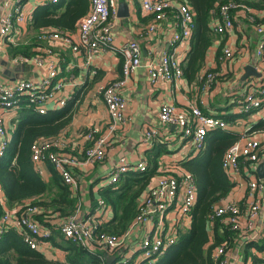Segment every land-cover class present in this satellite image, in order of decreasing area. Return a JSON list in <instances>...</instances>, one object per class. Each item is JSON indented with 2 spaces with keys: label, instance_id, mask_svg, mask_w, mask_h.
Masks as SVG:
<instances>
[{
  "label": "built area",
  "instance_id": "obj_1",
  "mask_svg": "<svg viewBox=\"0 0 264 264\" xmlns=\"http://www.w3.org/2000/svg\"><path fill=\"white\" fill-rule=\"evenodd\" d=\"M60 0H34V4L57 3ZM142 10L152 18L146 25L147 31L157 29L159 22L170 11L175 16L170 34V50L161 52L154 62L144 64L151 85L159 82L176 81L183 75V67L177 48L180 42H186L195 29L194 11L185 1L178 0H137ZM89 10L76 21L74 31L45 29L39 31L41 39H53L69 46L74 52L84 51L85 64H89L98 53L114 50L120 54L121 76L107 84L97 85V94L102 98L109 121L104 131L88 128L83 136L89 141L82 157L65 150L62 135L41 136L30 147V157L38 173L45 165L52 166L64 183L71 189L76 186L72 169L86 164H95L104 160L106 147L115 130L128 119L127 99L123 94L128 78L142 65L141 49L135 39L115 44L110 16L115 13L114 0H89ZM256 9L245 2L229 0L213 8L214 17L210 22L213 31L219 34L230 32L234 28L237 16L244 15L258 35L255 54L264 59V22H259ZM32 17V6L27 0H4L0 3V57L7 58L13 64H33L41 70L35 78L0 79V157L10 145L7 132V119L11 113L27 106L39 114L49 109H59L67 100L63 93L67 84L66 76L57 77L60 64L50 60L45 65L41 54L8 53L9 45L16 44L15 26L26 25ZM222 61L233 58L231 45L223 47ZM216 73L205 72L200 76L201 88L208 89L215 81ZM242 94L233 99L236 114H253L256 119H264V75L248 77L244 80ZM25 98V99H22ZM158 119L162 124L174 125L179 136L188 144L192 153L202 150L206 136L215 129L225 130L227 121L203 112L198 105L189 110L181 109L172 102H162L158 110ZM159 135V131L150 127L144 131L143 143L148 146ZM237 139L224 151L221 166L227 179L233 185L238 181L241 171H246L247 205L244 210L236 199L222 197L214 204L208 214V221L223 220L225 225L241 236L254 226L259 213L264 211V202L260 196L264 189V177H258L256 167L264 161V129L254 124L244 128ZM145 160L129 163L121 159L109 173L102 187L114 184L127 173L147 169ZM197 199V184L189 170L179 164H162L142 192L136 214L121 233H106L101 229L104 218L109 214L110 206L99 197L95 208L88 212L80 210L79 203L73 212L50 220L46 225L35 214L39 206L24 204L19 209H5L0 215V241L3 228L10 225L18 232L23 243L37 250L41 242L49 240L54 231L71 241L88 254L97 258V264H105L110 251L118 264H155L156 260L177 241L184 226L189 227L192 210ZM251 239V237H250ZM228 248L224 242L216 245L213 256L217 264H231L228 260ZM259 264H264V248L257 251ZM251 264L250 260H247Z\"/></svg>",
  "mask_w": 264,
  "mask_h": 264
},
{
  "label": "crops",
  "instance_id": "obj_2",
  "mask_svg": "<svg viewBox=\"0 0 264 264\" xmlns=\"http://www.w3.org/2000/svg\"><path fill=\"white\" fill-rule=\"evenodd\" d=\"M3 1L0 0V3ZM73 1L75 0H62L60 11L68 6H72ZM114 1L116 11L110 16L114 42L115 44H122L127 40L135 39L141 49L140 58L142 65L127 80L123 94L127 99L126 110L128 119L115 130L109 145L106 147L104 160L99 163L86 164L72 169V173L76 179L75 188L71 189L65 183L71 191L69 197H72L74 200V209L79 203L82 212H88L95 208L97 199L101 197L99 195L101 190L116 188L114 184L105 187H102V185L108 180L109 173L112 171L114 165L118 164L121 159H125L129 163H136L140 160H145L148 163L149 155H153L161 147L165 151L158 157V169L162 164L182 165L186 161L199 163V157L207 148L208 135L211 132L209 131L206 136L204 148L192 153L188 148L187 142L180 138L177 127L162 124L159 121L158 110L162 102H172L177 107L185 110H189L191 105H198L204 113L221 117L227 121V128L220 133L222 136H226V138L233 139L244 128L253 125L244 121H241L239 125V115L234 112L233 108V99L243 92L244 80L248 77H253L251 75L242 79V75L245 73L244 67L247 64H252L261 73V76L264 75V59L261 60L255 54L258 35L251 23L244 15H240L234 20L235 25L230 32L223 34L216 33L209 25L214 17L213 9H211L210 12H207V15H204L203 12V18H206L203 21V25L195 20L196 25L191 37L186 42H180L177 48L183 67L181 78L176 81H162L156 85H151L144 64L154 62L158 59L161 52L171 49L169 39L175 20L173 11H170L166 18L159 22L156 30L148 32L146 25L152 16L142 10L137 0ZM178 1H185L188 4L191 2V0ZM87 2L88 7L86 12L89 10L90 5L89 0ZM27 3L32 6V13L36 11L42 13L46 10L47 6L51 5L50 3L36 5L34 4V0H27ZM254 8L259 9L256 10V15H259V19H264V9ZM121 13H128V15L126 17L121 16ZM194 16L195 19H198L195 10ZM32 23V20H30L26 25L15 26L13 28L12 32L15 34L16 44L9 45V47L21 44L31 45L33 54H41L45 65L48 61L54 59L60 64V71L57 77L66 76L67 84L63 89V93L68 95V97L62 107L59 109H49L46 114L51 119L61 115L63 112L73 111L69 122L55 135L63 136L66 151L82 157L84 148L89 144V141L83 136L84 131L88 128H97V131H104L109 121L105 104L97 94L96 88L97 85L110 83L121 76L120 54L114 50L102 51L94 56L87 65L85 64L86 55L84 51L74 52L69 46L60 41L39 38V30L34 28ZM74 27L68 31H74ZM49 28L51 30L59 29L57 26H50ZM205 40L208 43L204 51L202 64L197 70H193L194 67H191L193 48L196 44L203 43ZM227 45H231L233 48V58L222 61L220 57L222 56L223 47ZM9 47L8 53L12 55L13 53H11ZM207 71L215 72L216 78L211 87L202 89L200 76H204ZM40 74L41 70L31 63L13 64L7 58L0 57V79L35 78ZM86 87L88 89L84 91ZM21 109L8 116L7 132L10 142L22 117L23 112H21ZM254 117L251 114L250 119ZM258 121L259 119H257ZM150 127L156 128L159 131V135L152 140L151 145L146 146L143 143V134ZM51 169H53L52 166L45 165L44 171L38 173L46 183L47 190L43 195L38 196L36 200H46L60 194V184L58 186V183L54 182L56 178L52 174L53 171ZM58 178L62 184V179ZM246 182V171L242 170L238 181L234 185L232 184L231 190L226 195V197L236 199L242 210L247 205ZM260 196L264 202V189L261 191ZM31 201L35 200L33 198H24L14 205H9L0 184V204L3 211L5 209H19L24 204L31 203ZM74 209L67 205L64 213H71ZM39 210L35 214V217L46 225L50 224V220H56L62 213L59 210L51 213L55 209L49 206L43 209L41 207ZM113 219L114 215L110 207L109 214L104 218L102 224L110 222ZM218 221L221 225H225L223 220L219 219ZM208 223L210 224L208 231L211 230L212 234L208 238L209 241L205 245V248L212 242L214 233V223H210L209 221ZM189 228L184 226L180 233ZM230 231L236 234L232 246L227 247L230 263L244 264L248 263L247 260H250L251 264H259L257 251L264 248V211L259 213L254 226L249 228L244 235L241 236L237 232ZM17 235L18 232L10 225L3 228L0 241V251L4 260L3 264H15L19 257L15 250V245L25 251L27 250L26 244L22 247L18 245V241L20 243L21 241L18 240ZM249 242H251V245L246 250V243ZM69 245H71L69 240L63 238L60 232L54 231L49 240L41 242L39 249L35 251L41 254L40 257H43L47 261L42 264H90L88 259L91 256L89 254L76 253L75 250L69 249ZM103 253L106 256H113L110 251H103ZM69 256L77 258L78 263H75L76 260H72L73 258H69ZM113 257L114 263L117 258Z\"/></svg>",
  "mask_w": 264,
  "mask_h": 264
},
{
  "label": "trees",
  "instance_id": "obj_3",
  "mask_svg": "<svg viewBox=\"0 0 264 264\" xmlns=\"http://www.w3.org/2000/svg\"><path fill=\"white\" fill-rule=\"evenodd\" d=\"M229 0H191L189 3L193 9L197 12L196 22L203 25L204 15L216 5ZM247 3L250 6H254L260 9H264V0H236ZM62 0L57 3H50V6L46 7V10L42 13H32V26L39 31L49 29L50 26H57L62 30H69L74 27V23L77 18L86 13L88 2L87 0H75L72 2V6L62 8ZM196 15V14H195ZM259 22H264V19H258ZM195 22V25H196ZM207 41L198 43L193 48V58L191 67L193 70H197L203 61L204 51L207 46ZM11 53H24L33 54L31 45H18L10 46ZM88 87L85 88L86 91ZM23 112L20 118L16 132L13 134L10 145L6 149L5 153L0 157V184L5 192L9 205H14L24 198H33L35 201H31V204L42 207H50L53 210L51 213L59 210L61 215H66L65 209L68 205L72 209L74 200L69 197L71 191L68 186L59 181V174L55 169H51L52 174L56 178V184H60V194L56 197H52L46 200H36L38 196L43 195L47 190V185L35 170L30 157V147L32 142L41 136H50L58 133L71 119L73 111L63 112L61 115L48 118L47 114H39L33 111L31 108L24 106L21 109ZM255 127L264 129V119L259 120ZM236 136L233 139L222 136L219 144L215 148L213 158L215 163L211 165V168L201 167L199 163L183 162V166L189 170L197 184V199L192 210L190 228L183 233L179 234V240H189L187 249L183 250L185 254L190 255L189 259H183L178 264H217L216 258L213 256V248L222 243L226 246H232L235 233H232L227 226L221 225L216 219L213 223V236L212 242L205 248L208 242V236L206 234L208 224V214L212 211L214 204H216L222 197L226 196L231 190L232 183L226 177L225 172L222 170L221 159L224 151L237 139ZM165 149L159 147L153 155H149L147 169L144 171H134L122 176L121 179L114 183L115 189L101 190L99 195L103 200L110 205L114 219L110 222L101 224V229L106 233H121L123 232L132 217L136 214L137 205L143 189L147 186L152 177L158 172V157ZM61 178V177H60ZM2 206L0 204V215L2 214ZM40 210L37 211V213ZM38 215V214H37ZM224 226V227H223ZM188 232V234H187ZM18 245L24 246L25 243L21 240L19 235L16 236ZM23 243V244H22ZM70 250H75L76 253H87L84 249L79 248L70 241ZM206 243V244H205ZM247 247L251 245V242L246 243ZM204 246V248H203ZM23 250L15 245V250L19 257L15 264H42L47 261L40 257L34 249ZM205 250V252H203ZM25 254H24V253ZM88 254V253H87ZM90 255V254H89ZM90 264H97V258L94 255H90ZM75 263H78V259ZM4 260L0 251V264H3ZM260 262V260H259ZM61 264V263H56ZM113 264H118L114 262ZM157 264V263H155Z\"/></svg>",
  "mask_w": 264,
  "mask_h": 264
},
{
  "label": "rangeland",
  "instance_id": "obj_4",
  "mask_svg": "<svg viewBox=\"0 0 264 264\" xmlns=\"http://www.w3.org/2000/svg\"><path fill=\"white\" fill-rule=\"evenodd\" d=\"M25 99V98H22ZM239 120L238 124L240 125L241 121L248 122V124H255L257 122L256 118L250 119V116L247 114H238ZM11 130V129H10ZM222 129H215L213 131H210L211 133L208 135V145L207 148L203 151V153L199 157V163L201 164V167H207L211 168V165L215 163V158H213V155L215 153V148L219 144V141L222 139ZM210 143V146H209ZM223 170V168H222ZM224 171V170H223ZM210 224L208 223L206 228V234L208 238L211 237V230L208 231V226ZM186 231V230H185ZM184 231V232H185ZM183 233V232H182ZM188 234V232H187ZM209 241V240H208ZM189 244V240H179L177 239L176 243L168 250L166 251L161 258L157 259V264H178L183 259H189L190 255H187L184 253L183 250L187 249V246ZM206 244V243H205ZM204 248V246H203ZM205 252V250H203Z\"/></svg>",
  "mask_w": 264,
  "mask_h": 264
},
{
  "label": "water",
  "instance_id": "obj_5",
  "mask_svg": "<svg viewBox=\"0 0 264 264\" xmlns=\"http://www.w3.org/2000/svg\"><path fill=\"white\" fill-rule=\"evenodd\" d=\"M121 16H127L128 13H121ZM245 73L242 75V79L246 78L247 76H260L261 73L259 71H257L254 66L252 64H247L244 67ZM256 173L258 175V177H264V161H261L258 163L257 167H256ZM114 260V257L112 255H107L106 256V262L105 264H112Z\"/></svg>",
  "mask_w": 264,
  "mask_h": 264
}]
</instances>
